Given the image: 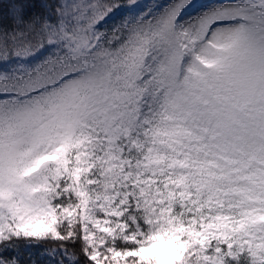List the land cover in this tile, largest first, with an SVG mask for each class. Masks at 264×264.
Segmentation results:
<instances>
[{"label": "snow or ice", "instance_id": "obj_1", "mask_svg": "<svg viewBox=\"0 0 264 264\" xmlns=\"http://www.w3.org/2000/svg\"><path fill=\"white\" fill-rule=\"evenodd\" d=\"M0 264H264V0H0Z\"/></svg>", "mask_w": 264, "mask_h": 264}]
</instances>
